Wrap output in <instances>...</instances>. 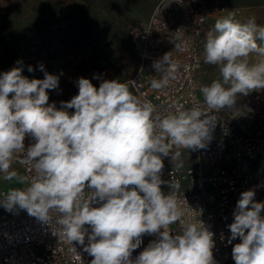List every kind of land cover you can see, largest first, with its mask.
<instances>
[{"label": "clouds", "instance_id": "obj_1", "mask_svg": "<svg viewBox=\"0 0 264 264\" xmlns=\"http://www.w3.org/2000/svg\"><path fill=\"white\" fill-rule=\"evenodd\" d=\"M251 53L264 57V26L255 18L237 20L234 11L218 19L206 34L203 59L219 68L222 80L200 87L203 105L166 114L118 79L98 75L93 77L100 80L98 87L79 77L77 94L57 107L49 103V92L59 88L60 77L40 65L44 78L29 79L18 60L0 73V173L5 179L17 176L9 169L19 153L30 176L22 177L26 186L9 191L0 206L26 210L54 235L78 242L92 257L90 264H215L214 233L201 219H182L172 191L179 185L161 178L163 157L171 162L180 157L179 151L170 155L172 146L206 148L217 122L209 113L233 107L237 94L264 89V59L250 65ZM168 60L167 53L155 61L156 72ZM167 82L165 76L152 87ZM26 135L35 141L27 148ZM162 184L171 191L165 194ZM255 196L254 189L240 193L227 225V242L240 241L232 246L235 264H264V201ZM177 222L179 234L170 230ZM146 234L155 239L133 258Z\"/></svg>", "mask_w": 264, "mask_h": 264}, {"label": "built area", "instance_id": "obj_2", "mask_svg": "<svg viewBox=\"0 0 264 264\" xmlns=\"http://www.w3.org/2000/svg\"><path fill=\"white\" fill-rule=\"evenodd\" d=\"M221 1L229 0H157L150 16L134 34L137 66L133 74L125 80H109L118 79L132 95L150 102L157 112L203 105L197 74L204 59L202 54L200 60H193L192 37L201 30L209 31L211 23L232 12L220 9ZM234 12L239 14L240 10ZM167 53L169 60L164 70L156 72L154 62ZM165 76L167 84L154 89L152 81H161ZM56 105L60 107V102ZM204 110L208 111L206 107ZM224 112H231V120H224ZM209 115L217 122L207 147L193 151L172 146L170 155L179 151L180 157L172 162L170 156L163 157L161 178L179 185L172 191L184 213L182 219H201L214 233L215 264H235L232 246L240 241L227 242V225L233 220L240 193L254 189L255 199L264 201V99L262 94L251 91L237 108L213 110ZM34 142L26 135V148ZM15 157L27 180L30 173L22 163V155L17 153ZM161 188L165 194L171 191L168 184ZM6 194L0 181V199ZM180 228V222L170 225V230L177 234ZM153 239V235H144L133 258ZM91 259L82 245L54 235L48 224L29 216L26 210L7 211L0 206V264H90Z\"/></svg>", "mask_w": 264, "mask_h": 264}, {"label": "rangeland", "instance_id": "obj_3", "mask_svg": "<svg viewBox=\"0 0 264 264\" xmlns=\"http://www.w3.org/2000/svg\"><path fill=\"white\" fill-rule=\"evenodd\" d=\"M157 0H0V73L22 61L23 75L43 79L44 71L60 77L59 88L49 92L50 102L70 100L77 94L75 81L79 77L99 86L101 79L129 78L137 66L133 38L138 27L150 16ZM220 9L240 10L236 19L255 18L264 26V0H229ZM215 22L210 24L213 29ZM199 38L196 53L203 54L204 37ZM261 46V41H256ZM264 57L251 53L250 65ZM43 65L44 71L40 70ZM28 66L34 69L29 72ZM200 86L222 80L219 68L204 63L197 74ZM228 87V85H225ZM262 94L264 89L253 90ZM243 95L237 94V108ZM228 108V107H226ZM16 177L5 179L0 173L2 187L7 193L22 188L23 172L14 157L9 172Z\"/></svg>", "mask_w": 264, "mask_h": 264}, {"label": "bare ground", "instance_id": "obj_4", "mask_svg": "<svg viewBox=\"0 0 264 264\" xmlns=\"http://www.w3.org/2000/svg\"><path fill=\"white\" fill-rule=\"evenodd\" d=\"M223 3H225V1H221L220 2V5H222ZM235 10H231V11H235ZM204 31H206V30H201V32L195 33L193 35V37H192V44H195V45H193V60H200L199 57H198V55H197V53H196V44H198L199 38L204 33ZM159 113L166 114L167 112H159ZM224 120H231V112H224Z\"/></svg>", "mask_w": 264, "mask_h": 264}]
</instances>
